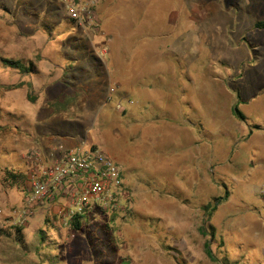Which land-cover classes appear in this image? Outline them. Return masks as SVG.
I'll list each match as a JSON object with an SVG mask.
<instances>
[{"label":"rangeland","instance_id":"rangeland-1","mask_svg":"<svg viewBox=\"0 0 264 264\" xmlns=\"http://www.w3.org/2000/svg\"><path fill=\"white\" fill-rule=\"evenodd\" d=\"M96 13L94 30L58 0H0V264H264V0ZM49 138L119 166V201L92 206L81 230L62 201L10 221L27 184L6 173L27 177ZM220 196L204 235L203 205Z\"/></svg>","mask_w":264,"mask_h":264},{"label":"built area","instance_id":"built-area-1","mask_svg":"<svg viewBox=\"0 0 264 264\" xmlns=\"http://www.w3.org/2000/svg\"><path fill=\"white\" fill-rule=\"evenodd\" d=\"M58 1L69 20L95 30L98 0ZM25 182L23 203L13 208L9 217L16 225H23L39 204L52 206L62 201L64 207L59 208L58 215L66 222L98 203L116 205L123 193L119 166L97 149L80 151L56 146L47 154L33 151ZM261 194L264 196V189Z\"/></svg>","mask_w":264,"mask_h":264},{"label":"trees","instance_id":"trees-1","mask_svg":"<svg viewBox=\"0 0 264 264\" xmlns=\"http://www.w3.org/2000/svg\"><path fill=\"white\" fill-rule=\"evenodd\" d=\"M97 4H98V1H97ZM97 9H98V5H96V12H97ZM69 20V19H68ZM70 22L74 23L72 20H69ZM99 25H100V22L98 20V24H97V28H99ZM94 28V27H93ZM254 28H257V29H264V21H258L254 24ZM2 62L9 66V67H12V68H15L19 71H22L24 73L28 72L29 68L25 65H23L20 61H14V60H11V59H2ZM231 114L239 119V120H245L246 117L243 115V113L241 112V110L238 108L237 104H234L231 108ZM6 176H8L12 181H15V182H23L26 180V177L24 174H21V173H12V171H7L6 173ZM122 177V175H121ZM227 195V193H225ZM225 195V196H226ZM222 196L220 197H216V198H213L212 202L211 203H207L205 205H203V211H204V215L206 216V219L203 220V224H202V233L205 235L207 233V229L206 228H210V226H207L206 225V222L208 221L207 217H209L210 213L212 210H215L216 206L221 202L222 200ZM87 212H84L80 215H75L71 221L69 222L72 229L74 230H81L82 229V225H81V220L83 221V219L86 218V214ZM207 226V227H206ZM109 228V227H107ZM17 230V232H20V230L18 228H15ZM212 233H210L209 236H212L211 235ZM205 251L207 253L208 256L211 255V251H210V248L208 246V242L205 243Z\"/></svg>","mask_w":264,"mask_h":264},{"label":"crops","instance_id":"crops-1","mask_svg":"<svg viewBox=\"0 0 264 264\" xmlns=\"http://www.w3.org/2000/svg\"><path fill=\"white\" fill-rule=\"evenodd\" d=\"M105 1L106 0H99V3L97 4L98 5V9L97 10L100 11L101 9H103V6L105 5ZM107 66H108L107 64H105V65H99L98 64L99 68L105 69V71L107 70V72H108ZM97 76H98V74H96V77ZM51 141H52L51 138H49V142L47 144H45L46 150H48V151L54 149L56 147V145H57V144L51 143ZM63 145H65V147H68L67 144H65V143Z\"/></svg>","mask_w":264,"mask_h":264}]
</instances>
